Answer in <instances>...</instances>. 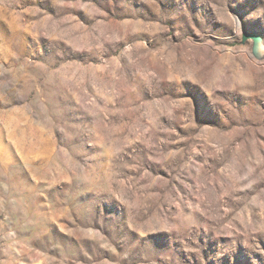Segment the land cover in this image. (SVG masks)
<instances>
[{
    "label": "rangeland",
    "instance_id": "1",
    "mask_svg": "<svg viewBox=\"0 0 264 264\" xmlns=\"http://www.w3.org/2000/svg\"><path fill=\"white\" fill-rule=\"evenodd\" d=\"M263 49L264 0H0V264H264Z\"/></svg>",
    "mask_w": 264,
    "mask_h": 264
},
{
    "label": "water",
    "instance_id": "2",
    "mask_svg": "<svg viewBox=\"0 0 264 264\" xmlns=\"http://www.w3.org/2000/svg\"><path fill=\"white\" fill-rule=\"evenodd\" d=\"M247 39H251L254 41L255 43V46H259L260 45V42H261V38L260 36H258L257 34H243L242 36V40L243 41H246ZM258 48H256L257 50Z\"/></svg>",
    "mask_w": 264,
    "mask_h": 264
},
{
    "label": "bare ground",
    "instance_id": "3",
    "mask_svg": "<svg viewBox=\"0 0 264 264\" xmlns=\"http://www.w3.org/2000/svg\"><path fill=\"white\" fill-rule=\"evenodd\" d=\"M261 43V42H260ZM263 52H264V49H263Z\"/></svg>",
    "mask_w": 264,
    "mask_h": 264
}]
</instances>
